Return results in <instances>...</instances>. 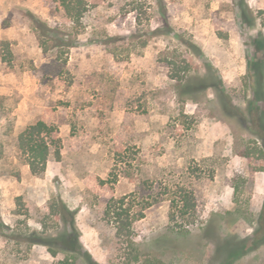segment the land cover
Masks as SVG:
<instances>
[{
	"label": "rangeland",
	"instance_id": "1",
	"mask_svg": "<svg viewBox=\"0 0 264 264\" xmlns=\"http://www.w3.org/2000/svg\"><path fill=\"white\" fill-rule=\"evenodd\" d=\"M89 2L77 23L54 0H0V264H264V242L241 251L264 210V143L215 88L188 92L214 72L247 118L264 0ZM31 14L55 33L41 37ZM39 120L59 128L63 149L34 176L16 141ZM182 187L199 215L186 235L168 228ZM125 196L134 213L152 203L133 224L135 246L105 216ZM72 221L80 252L53 256L31 241Z\"/></svg>",
	"mask_w": 264,
	"mask_h": 264
},
{
	"label": "trees",
	"instance_id": "2",
	"mask_svg": "<svg viewBox=\"0 0 264 264\" xmlns=\"http://www.w3.org/2000/svg\"><path fill=\"white\" fill-rule=\"evenodd\" d=\"M60 9H62L67 18L73 22H81L85 15L88 13L92 4L89 0H54ZM94 5L96 3H93ZM137 9H134L136 11ZM34 28L39 32L42 37H50L51 32L55 33L45 22L32 15ZM139 22L141 21L138 16ZM56 34L52 37L55 46L61 44L63 46V39H59ZM46 43V41L44 42ZM69 44V43H66ZM195 54L203 56L201 49L197 45H191ZM255 69L258 73L257 89L254 93L253 99L249 101L248 115L247 118H243V112L238 111L231 103L229 104V98L225 93L221 78L216 75L213 70V66L209 65L211 73L210 83L209 81H201L200 85H195L192 81H189L188 92L202 91L207 87H213L217 90L224 111L227 115L232 118H240L244 124L248 127L253 125L256 129L254 133L258 140L264 143V109L260 105L264 101V80L262 70L264 64H256ZM191 67L186 65L183 69L184 77H178V80L183 81L187 79ZM243 118V119H242ZM240 120V121H241ZM242 122V121H241ZM250 128V127H249ZM16 146L21 158L24 160L26 165L29 166L31 173L34 176H43L48 169V164L52 159L57 161L61 160L63 141L59 134V128L54 124H49L44 120H39L33 124L25 127L18 135ZM118 175H116L114 181H117ZM103 181L102 184H105ZM128 197L125 196L121 199H112L105 210V216L109 222L113 223L116 228V234L118 238L125 240L128 245L135 246L133 240L132 227L135 221H140L145 218L146 211L152 207V203H148L142 207L139 211L134 213L132 208L127 205ZM170 213L168 228L174 234L186 235L190 232V225H195L199 220L197 211V198L193 190H187L180 188L174 195H170ZM64 210L66 207H63ZM189 226V227H188ZM70 230L64 231L55 237H40L38 234L32 235V242L44 243L49 246V251L53 256L59 252H65L67 254L71 252H80L82 247L79 244V235L75 229L72 221ZM264 242V210L261 212L257 227L251 238L247 240V244L242 247V250H246L247 247L254 248ZM240 251V252H241ZM70 258V256H67ZM138 259V258H137ZM69 261V260H68ZM61 264H66V261H62ZM146 264H163L157 259H149ZM223 264H229V261H224Z\"/></svg>",
	"mask_w": 264,
	"mask_h": 264
}]
</instances>
